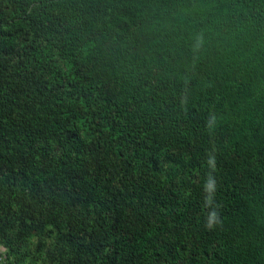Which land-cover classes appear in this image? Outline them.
I'll list each match as a JSON object with an SVG mask.
<instances>
[{
  "label": "trees",
  "instance_id": "obj_1",
  "mask_svg": "<svg viewBox=\"0 0 264 264\" xmlns=\"http://www.w3.org/2000/svg\"><path fill=\"white\" fill-rule=\"evenodd\" d=\"M0 264H264V0H0Z\"/></svg>",
  "mask_w": 264,
  "mask_h": 264
},
{
  "label": "clouds",
  "instance_id": "obj_2",
  "mask_svg": "<svg viewBox=\"0 0 264 264\" xmlns=\"http://www.w3.org/2000/svg\"><path fill=\"white\" fill-rule=\"evenodd\" d=\"M1 250H4V248L0 246V251H1Z\"/></svg>",
  "mask_w": 264,
  "mask_h": 264
}]
</instances>
